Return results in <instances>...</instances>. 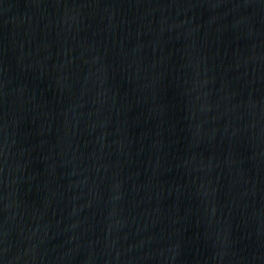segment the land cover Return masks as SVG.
<instances>
[{
	"label": "water",
	"instance_id": "obj_1",
	"mask_svg": "<svg viewBox=\"0 0 264 264\" xmlns=\"http://www.w3.org/2000/svg\"><path fill=\"white\" fill-rule=\"evenodd\" d=\"M11 264H264V0H0Z\"/></svg>",
	"mask_w": 264,
	"mask_h": 264
}]
</instances>
